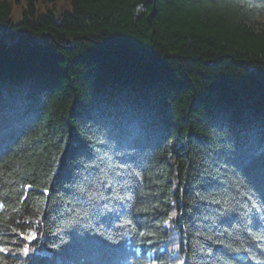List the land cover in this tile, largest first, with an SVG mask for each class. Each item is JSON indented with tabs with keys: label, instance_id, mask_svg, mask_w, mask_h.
<instances>
[{
	"label": "trees",
	"instance_id": "trees-1",
	"mask_svg": "<svg viewBox=\"0 0 264 264\" xmlns=\"http://www.w3.org/2000/svg\"><path fill=\"white\" fill-rule=\"evenodd\" d=\"M0 203V264H264V0H0Z\"/></svg>",
	"mask_w": 264,
	"mask_h": 264
},
{
	"label": "snow or ice",
	"instance_id": "snow-or-ice-1",
	"mask_svg": "<svg viewBox=\"0 0 264 264\" xmlns=\"http://www.w3.org/2000/svg\"><path fill=\"white\" fill-rule=\"evenodd\" d=\"M45 192H47V189H45ZM21 199H23V197ZM129 199H131V197H129ZM3 207H4V205L2 203H0V208H3ZM175 215H176V213H173V216H175ZM126 223L130 224L131 221H126ZM21 235H23V233H21ZM141 235H143V233H141ZM7 251H8L7 249L0 248V252H7ZM21 251L23 253L27 254L29 252V249L27 247H24ZM180 264H183V261H181Z\"/></svg>",
	"mask_w": 264,
	"mask_h": 264
},
{
	"label": "clouds",
	"instance_id": "clouds-1",
	"mask_svg": "<svg viewBox=\"0 0 264 264\" xmlns=\"http://www.w3.org/2000/svg\"><path fill=\"white\" fill-rule=\"evenodd\" d=\"M142 8V5L137 6V11H139Z\"/></svg>",
	"mask_w": 264,
	"mask_h": 264
}]
</instances>
